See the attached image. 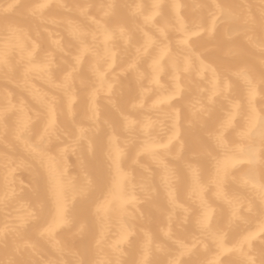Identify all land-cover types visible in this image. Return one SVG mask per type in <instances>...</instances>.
Wrapping results in <instances>:
<instances>
[{
    "label": "bare ground",
    "instance_id": "6f19581e",
    "mask_svg": "<svg viewBox=\"0 0 264 264\" xmlns=\"http://www.w3.org/2000/svg\"><path fill=\"white\" fill-rule=\"evenodd\" d=\"M0 56V264H264V0H0Z\"/></svg>",
    "mask_w": 264,
    "mask_h": 264
},
{
    "label": "clouds",
    "instance_id": "9594fccd",
    "mask_svg": "<svg viewBox=\"0 0 264 264\" xmlns=\"http://www.w3.org/2000/svg\"><path fill=\"white\" fill-rule=\"evenodd\" d=\"M3 57L0 56V60H2ZM179 95V93H175L173 95V98H172V101H169V103L171 104L173 101L176 100V97ZM153 106H156V105H153ZM173 112L175 113L176 115V118L178 119L179 118V112H180V109L179 107H174L173 108ZM257 117L259 116V114L257 113L256 114ZM151 125H145V127H150ZM170 140H164L163 142H161L160 144V147L161 148H167L168 145L170 144ZM262 175H264V173H262ZM253 186L258 188L260 190V196H259V213H260V217H261V222L264 223V179H261L259 180L258 182L254 181L253 182ZM119 194H122V193H119ZM214 196H220L221 195V192L219 191V189L213 193ZM130 202L134 201L135 197L130 195ZM243 202V201H241ZM249 207L251 208L252 207V202L249 201ZM117 264H119V261H117Z\"/></svg>",
    "mask_w": 264,
    "mask_h": 264
}]
</instances>
